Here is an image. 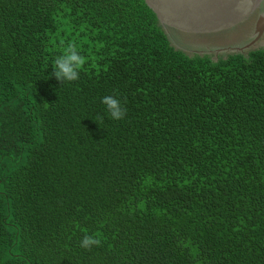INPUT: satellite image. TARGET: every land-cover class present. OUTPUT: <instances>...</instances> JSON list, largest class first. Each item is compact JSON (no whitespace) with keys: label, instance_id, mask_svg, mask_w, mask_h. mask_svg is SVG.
Masks as SVG:
<instances>
[{"label":"trees","instance_id":"trees-1","mask_svg":"<svg viewBox=\"0 0 264 264\" xmlns=\"http://www.w3.org/2000/svg\"><path fill=\"white\" fill-rule=\"evenodd\" d=\"M169 29L145 0H0V264H264V46Z\"/></svg>","mask_w":264,"mask_h":264},{"label":"water","instance_id":"water-1","mask_svg":"<svg viewBox=\"0 0 264 264\" xmlns=\"http://www.w3.org/2000/svg\"><path fill=\"white\" fill-rule=\"evenodd\" d=\"M157 18L170 28L191 33H210L231 28L260 10L264 0H145ZM264 32V14L255 23V37L232 52L249 49Z\"/></svg>","mask_w":264,"mask_h":264},{"label":"rangeland","instance_id":"rangeland-1","mask_svg":"<svg viewBox=\"0 0 264 264\" xmlns=\"http://www.w3.org/2000/svg\"><path fill=\"white\" fill-rule=\"evenodd\" d=\"M258 15L259 11L254 13L253 19L250 18L251 15L244 22L217 32L191 33L176 29H169L168 32L173 36V42L191 55L194 53H203L204 50L212 49L215 51L218 48H223L224 53H221L220 56H226L229 52L244 47L253 40L255 35V23ZM250 21H252V23H250ZM244 31L247 32L243 33ZM260 37V41L251 48H260L264 46V32ZM239 51H243V49Z\"/></svg>","mask_w":264,"mask_h":264},{"label":"clouds","instance_id":"clouds-1","mask_svg":"<svg viewBox=\"0 0 264 264\" xmlns=\"http://www.w3.org/2000/svg\"><path fill=\"white\" fill-rule=\"evenodd\" d=\"M245 50V49H244ZM86 63V57L81 55L75 44H69L63 54L57 56L53 63V73L61 83L73 82L79 79L80 70ZM101 102L106 106L109 116L114 120H122L126 116L127 108L124 107L116 96H104ZM101 119H103L101 117ZM102 241L94 236L85 234L80 246L86 250H91L93 246H101Z\"/></svg>","mask_w":264,"mask_h":264},{"label":"flooded vegetation","instance_id":"flooded-vegetation-1","mask_svg":"<svg viewBox=\"0 0 264 264\" xmlns=\"http://www.w3.org/2000/svg\"><path fill=\"white\" fill-rule=\"evenodd\" d=\"M263 9H264V4H263L262 7L260 8V10H258V11H259V15H260V14H264V10H263ZM256 12H257V11H256ZM259 15H258V16H259ZM250 23H252V21H250ZM246 32H247V31H244L243 33H246ZM254 37H255V35H254ZM260 39H261V37L258 38V40H255V41H256L255 44H256L257 42H259ZM262 40H263V39H262ZM262 40H261V41H262ZM252 47H253V45H252ZM250 49H251V47L249 48V50H250ZM223 50H224L223 48H222V49H221V48H218V49H216L215 51L212 50V49H211V50H204L202 54H204V53H207V54L209 53V54H211V53H212V54L215 56L214 59H217L218 56H219L221 53H222V54L224 53ZM212 51H214V52H212ZM247 51H248V50H245V52H247Z\"/></svg>","mask_w":264,"mask_h":264}]
</instances>
